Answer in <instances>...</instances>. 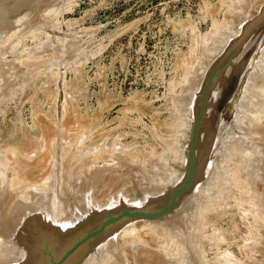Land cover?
<instances>
[{
    "label": "rangeland",
    "instance_id": "1",
    "mask_svg": "<svg viewBox=\"0 0 264 264\" xmlns=\"http://www.w3.org/2000/svg\"><path fill=\"white\" fill-rule=\"evenodd\" d=\"M242 9L244 0H35L0 32V263L25 257L11 232L60 191L70 152L67 188L101 165L179 162L189 75ZM263 63L260 53L237 134L264 137Z\"/></svg>",
    "mask_w": 264,
    "mask_h": 264
},
{
    "label": "water",
    "instance_id": "2",
    "mask_svg": "<svg viewBox=\"0 0 264 264\" xmlns=\"http://www.w3.org/2000/svg\"><path fill=\"white\" fill-rule=\"evenodd\" d=\"M35 0H0V32ZM226 38L179 103L180 160L101 165L32 209L11 237L22 261L0 264H264V137L237 134L248 74L264 53V0H244Z\"/></svg>",
    "mask_w": 264,
    "mask_h": 264
},
{
    "label": "bare ground",
    "instance_id": "3",
    "mask_svg": "<svg viewBox=\"0 0 264 264\" xmlns=\"http://www.w3.org/2000/svg\"><path fill=\"white\" fill-rule=\"evenodd\" d=\"M212 38H215V37L213 36ZM218 39H219V38H218ZM263 64H264V63H263ZM262 77H263V76H262ZM252 79L255 81V80L257 79V77H255V78L252 77ZM249 80H250V79H249ZM249 82H250V81H249ZM260 82H261V80H260L258 83H260ZM263 82H264V81H263ZM252 87H253V86H252ZM259 87H260V86H259ZM249 89H250V88H249ZM251 89H253V88H251ZM250 92H251V90H250ZM249 96H250V95H249ZM253 96H254V95H253ZM255 96H256V95H255ZM254 98H256V97H254ZM256 101H257V100H256ZM259 102H260V101H259ZM253 103H254V102H253ZM247 104H248V103H247ZM255 105H256V104H255ZM255 105H254V106H255ZM262 105H263V104H262ZM243 106H244V105H243ZM260 106H261V105H260ZM249 107H250V106H249ZM257 108H258V107H257ZM254 110H255V109H254ZM254 110H253V111H254ZM255 113H256V112H255ZM256 115H257V114H256ZM263 116H264V115H262V117H263ZM262 120H264V119H262ZM258 122H259V120H258ZM260 122H262V121H260ZM260 126H261V127H260ZM260 126H259L260 128H258V127H256V126H255V127H256V129L258 130V133H260L261 135H263V134H264V131H263V130H264V127H263L262 125H260ZM253 131H254V130H253ZM256 132H257V131H256ZM255 134H256V133H255ZM256 135H257V134H256ZM256 135H255V136H256ZM60 145H61V144H60ZM40 146H41V145H40ZM56 149H57V148H56ZM8 151H9V150H8ZM61 151H62V150H61ZM2 153H3V152H2ZM61 154H62V152H61ZM11 156H12V155H11ZM30 157H31V156H30ZM28 158H29V157H28ZM32 158H33V157H32ZM37 158H38V157H37ZM55 158H56V157H55ZM1 159H2V158H1ZM29 161L31 162V159H29L28 162H29ZM56 163H57V162H56ZM3 164H4V163H3ZM7 167H9V166H7ZM31 167H32V166H31ZM67 167H68V166H67ZM10 168H11V167H10ZM55 168H56V167H55ZM55 170H57V169H55ZM44 171H45V170H44ZM48 171H49V170H48ZM35 172H36V171H35ZM37 172H38V171H37ZM45 172H46V171H45ZM2 173H3V172H2ZM2 173H1V174H2ZM32 173H33V172H32ZM38 173H39V172H38ZM40 173H41V172H40ZM20 174H21V173H20ZM35 174H36V173H35ZM52 174H53V173H52ZM41 175H42V174H41ZM41 175H40V176H41ZM47 175H48V174H47ZM50 175H51V174H50ZM37 176H38V174H37ZM31 177H32V176H31ZM33 177H34V175H33ZM49 177H50V176H49ZM36 178H38V177H36ZM30 179H31V178H30ZM0 180H1V179H0ZM24 180H25V179H24ZM24 180H23V181H24ZM27 180H28V179H27ZM42 180H43V178H42ZM13 181H14V180H13ZM31 181H32V180H31ZM39 181H40V180H39ZM49 181H52V179H51V180L49 179ZM35 182H36V181H35ZM11 183H12V182H11ZM25 183H26V182H25ZM37 183H38V182H37ZM52 183H53V182H52ZM27 184H28V183H27ZM38 184H39V183H38ZM43 184H44V183H43ZM48 184H49V183H48ZM45 185H46V184H45ZM35 186H36V185H35ZM37 187H38V185H37ZM42 187H43V186H42ZM44 187H45V186H44ZM36 189H37V188H36ZM41 189H42V188H41ZM49 189H50V188H49ZM22 190H23V189H22ZM50 190H51V189H50ZM11 191H12V190H11ZM1 196H2V195H1ZM20 196H21V195H20ZM0 213H1V211H0ZM4 251H5V250H4ZM0 259H1V258H0Z\"/></svg>",
    "mask_w": 264,
    "mask_h": 264
}]
</instances>
